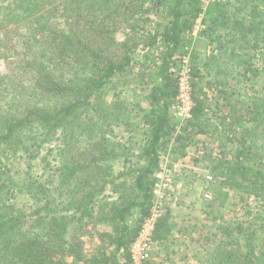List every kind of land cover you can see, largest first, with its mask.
Here are the masks:
<instances>
[{
  "label": "trees",
  "instance_id": "1",
  "mask_svg": "<svg viewBox=\"0 0 264 264\" xmlns=\"http://www.w3.org/2000/svg\"><path fill=\"white\" fill-rule=\"evenodd\" d=\"M200 10V0H0V60L13 66L0 71V264L128 263L161 152L173 141L184 157L197 136L220 150L197 206L206 216L186 227L206 254L195 264H264V0L210 6L202 34L214 51L194 54L196 106L176 133L177 71ZM124 83H138L137 110L115 92ZM240 85L246 99L229 91ZM140 127L137 140L116 132ZM174 228L167 208L155 242Z\"/></svg>",
  "mask_w": 264,
  "mask_h": 264
},
{
  "label": "built area",
  "instance_id": "2",
  "mask_svg": "<svg viewBox=\"0 0 264 264\" xmlns=\"http://www.w3.org/2000/svg\"><path fill=\"white\" fill-rule=\"evenodd\" d=\"M225 0H200L201 10L196 18L190 35L197 38L202 35L207 25L204 21L207 6ZM195 45L185 47V53L180 57L177 71V95L171 107V115L175 122L176 133L186 126L193 118V110L196 106L195 88L193 86V52ZM214 51L213 46H209L207 53ZM216 51V50H215ZM162 151V150H161ZM173 141L167 145L166 150L161 152V158L155 171V181L152 188V205L149 215L144 219L136 239L130 244L128 263L119 264H153L152 247L155 243L154 234L159 220L169 207V199L177 189L175 175L180 174L183 167L182 160L176 157ZM207 183L214 182L212 174L204 175ZM205 197L210 199L211 193L206 192Z\"/></svg>",
  "mask_w": 264,
  "mask_h": 264
},
{
  "label": "rangeland",
  "instance_id": "3",
  "mask_svg": "<svg viewBox=\"0 0 264 264\" xmlns=\"http://www.w3.org/2000/svg\"><path fill=\"white\" fill-rule=\"evenodd\" d=\"M212 4L214 3H210L207 6L206 13L208 12ZM200 7H201V3H200ZM206 15L207 14H205V16ZM150 16L153 20L155 18L156 19L158 18L154 14H150ZM204 21H205V18H204ZM141 25H142V22H141ZM225 31L226 30H223V33H225ZM199 37L197 38L192 37V42L190 43V45L192 44L195 45V51L193 52V57H192L193 60L195 59L194 54L197 53V51L200 52V47L197 46V39ZM209 46H212V45L208 43L203 48L202 52H205L206 54ZM10 65L11 64L5 62L4 60H0V71L9 72L13 68V66L12 65L10 66ZM233 82H237V81L234 80ZM135 84H138V83H135ZM135 84L134 85H131V83H124V85L118 84L115 88L116 90L115 92L122 91V94L125 95L126 98L129 100L131 108H133L132 104L134 103V99L131 96V94L133 93V91L135 92L136 89L137 90L139 89V86ZM257 87L258 86H255V88ZM243 88L244 86L240 85V87L236 89V91L235 90L233 91V89H230L229 91L234 92V95L238 98L240 97L241 99L242 98L246 99L245 96H247L248 91L244 90ZM142 102L144 105H146V101H142ZM133 110H137V109L133 108ZM133 110H132V113L134 114ZM138 119L139 118H137L136 120ZM141 129L142 127H140L138 131H133V132L128 131L127 132V131H123V129L121 130L120 128H117L116 132L119 136H124L129 141L130 138H132L133 140H137ZM196 140L199 141V144L195 146L194 145L190 146L188 148L190 151L188 152L186 156L180 157L177 153L175 154L176 157H179V159L182 160L183 167L180 171V174L175 175L174 177V179L176 180L177 189L175 193H173L172 197L169 199V202H168L169 204L168 208L172 211L173 214H176V217L179 223L188 227L189 230H190L189 226H191L192 224H197L198 226L202 225V223H200L199 216H202V217L206 216L205 213L203 214L200 213L197 206H199L202 201L209 200L205 197V194H204V188L207 185L204 175L211 174L210 169L213 166V164L210 162L209 154L212 153V156L214 157L218 153L216 152V150L211 152L213 148L214 149L218 148L217 149L218 151L220 150V146H219L220 144L218 142H213V140L211 142V140L207 137L198 138L197 136ZM202 141L205 142L206 145L201 143ZM204 224L208 225L209 223L203 222V225ZM201 230H195L194 234H196V232L197 234L198 232H200V234H203L204 236H206L208 229L204 228ZM194 244L198 246L197 243H193V245ZM198 248L199 250L196 251L194 255L195 258H181L182 262H180L179 259L176 258V262H174L173 264H195L199 262L200 259L205 258L206 254H205V251H201L202 247L198 246ZM152 261H153V264H171V260L167 261L165 260V258H157V260L156 258H152Z\"/></svg>",
  "mask_w": 264,
  "mask_h": 264
},
{
  "label": "crops",
  "instance_id": "4",
  "mask_svg": "<svg viewBox=\"0 0 264 264\" xmlns=\"http://www.w3.org/2000/svg\"><path fill=\"white\" fill-rule=\"evenodd\" d=\"M209 43L208 38L205 35H201L197 39V46L200 47L202 53L203 48ZM173 223L176 224L173 233L170 235L168 241L158 242L156 241L152 247V258H165L170 261L171 264L176 262V258H195V252L199 250L198 246L189 241V234L185 225L180 224L177 220L176 214H173ZM164 261V260H162Z\"/></svg>",
  "mask_w": 264,
  "mask_h": 264
}]
</instances>
